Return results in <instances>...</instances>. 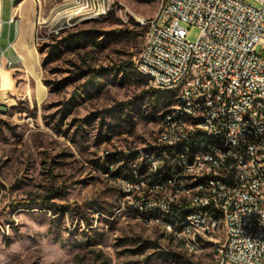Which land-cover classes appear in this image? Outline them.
<instances>
[{"label": "rangeland", "instance_id": "1", "mask_svg": "<svg viewBox=\"0 0 264 264\" xmlns=\"http://www.w3.org/2000/svg\"><path fill=\"white\" fill-rule=\"evenodd\" d=\"M35 2L36 35L29 46L36 51L28 60L38 58L40 65L9 60L17 85L12 100V74L0 66V89L8 100L0 101V264H211L217 254L213 241L190 252L156 223L119 213L123 187L115 176H105L108 154L119 157L110 165L115 173L124 154L140 152L159 135L161 113L156 121L145 118L149 81L136 72L110 74L98 79L96 91L74 95L83 71L134 62L148 32L140 20L158 17L164 0ZM10 10L11 1L4 0L2 48L14 38L11 31L8 39ZM183 25L195 41L199 29ZM71 35L79 41L61 43ZM72 98L77 105L62 119L63 105ZM131 101V108L118 106ZM113 107L117 111H107ZM51 193L52 203L45 202ZM13 245L22 256L13 254Z\"/></svg>", "mask_w": 264, "mask_h": 264}, {"label": "built area", "instance_id": "2", "mask_svg": "<svg viewBox=\"0 0 264 264\" xmlns=\"http://www.w3.org/2000/svg\"><path fill=\"white\" fill-rule=\"evenodd\" d=\"M10 1L8 23L17 25L18 2ZM0 6L2 10L3 0ZM187 21L201 22L203 39L191 41L187 38L188 30L183 25ZM140 23L148 27V32L134 62L140 63L145 71L158 74V81L149 82V85L161 90L164 84L177 85L181 96L197 99V106H191L188 112L194 116H208V123L194 124L193 131L213 130L230 136L233 151L224 154L234 153V144H241L239 172H232V164L223 163V160L214 163L213 173L223 176V184L204 187L216 189V196L194 200V204L170 205L169 202L168 208L174 217L177 209L185 205H211L221 210V194L226 182H234L237 185L235 207L221 210L229 214L230 223H225L224 240L215 241V246H221V254H216L212 264H264V105L254 103L255 95H264V0H164L158 18ZM13 43L9 42V48L14 49ZM0 50V66L9 68V60L13 59L5 57L1 45ZM213 91H221V98H213ZM178 122L182 121L177 119ZM193 131L174 137L172 142H161L156 136L150 146L162 144L164 158L172 156L173 152H164V144L176 143L178 138H185V142L193 140ZM139 150L143 152V148ZM124 155L128 159V154ZM190 156V164L199 165L201 157L207 154ZM249 160H256L257 169H262V184L247 178ZM128 165L132 171L138 167L134 161H129ZM145 168L156 169L150 160ZM222 168H230V175H222ZM111 174L110 166L105 176L112 177ZM191 188L197 186L185 183L184 190ZM149 190L148 185L147 189H140L137 180L126 184V191H120L125 194V202L120 205L119 213L127 214L128 196H135L137 202V194ZM138 208L154 210L151 202ZM178 219H184V229L186 224H193V229H199L202 237L204 232L212 231L209 214ZM187 238L191 247H195L192 234H187Z\"/></svg>", "mask_w": 264, "mask_h": 264}, {"label": "bare ground", "instance_id": "3", "mask_svg": "<svg viewBox=\"0 0 264 264\" xmlns=\"http://www.w3.org/2000/svg\"><path fill=\"white\" fill-rule=\"evenodd\" d=\"M156 18L158 17L142 18L140 21H149ZM187 23L195 25L199 29L197 39H203V25L201 22L187 21ZM27 27L25 26L22 29L16 42L20 44L21 49L26 50L29 46ZM28 52L35 54L33 49H29ZM21 59L25 60V57L21 56ZM135 66L138 73L149 82L158 81L156 72L145 71L138 62ZM156 89L161 90V88ZM163 90H175L177 101L163 116L162 123H164V127L161 128L158 135L161 142H172L174 137H180L181 134H191L194 124L208 123V116H194V113L188 112L191 111V106H197V99L181 96L177 85L164 84ZM213 98H221V91H213ZM254 103L264 105V95H255ZM176 117L182 122L177 123ZM230 151H233L230 136L224 135V133H216L213 130H197L193 131V140L185 142V138H178L176 143L164 144V152H173L172 156L164 158L162 144H153V146L149 144L143 149V152L129 153L128 161H134V164L138 167L132 171L122 165L120 167L121 173L115 176L116 180L120 182L123 191H126V184H132L134 180L140 182V189H147L148 185L150 190L147 193L139 192L137 202L135 196H128L127 215L144 219L147 222L153 219L151 223L159 225L163 232H166V235L171 236L190 252H201L208 240L213 241V243L219 241L221 234L223 236L225 234V223H230L229 214L223 213L221 210H229L235 207L237 185L234 182H226V189L221 194V210H219V207L211 205H185L184 208L177 209L176 217H174V213L168 208V203L170 202V205H178L180 202L194 204V200L212 199L216 196V189L204 187L223 184V176L213 173L216 160L231 163L232 172H239L241 168V144H234V153L224 154V152ZM204 154H207V157H201L199 165L190 164V155ZM262 154H264V145H262ZM122 160L120 159L121 163ZM149 160L155 166V170L145 168V164H148ZM222 175H230V168H222ZM171 177L173 178L171 179ZM247 178H253L255 184H262V169H257L256 160H249ZM185 183L195 184L197 188L184 190ZM171 193H173L172 196ZM124 202L125 194H122L120 205H124ZM145 202H151V207H154V210L138 208L144 207ZM117 211L120 212V206ZM193 214H209L212 218V231L204 232L202 237L199 229H193V224H186V229H184V219L178 218L191 217ZM175 229H179V231L176 232ZM187 234H192V246L195 247H191ZM216 249L217 254H221V246H216Z\"/></svg>", "mask_w": 264, "mask_h": 264}, {"label": "trees", "instance_id": "4", "mask_svg": "<svg viewBox=\"0 0 264 264\" xmlns=\"http://www.w3.org/2000/svg\"><path fill=\"white\" fill-rule=\"evenodd\" d=\"M138 1L151 3L155 0H138ZM79 39H80L79 37L71 35V36H68L67 38H64V40H62L61 43H64L65 45H70L71 43L75 44L76 42L79 41ZM132 67H134L135 70H133ZM116 73L117 74H123L126 77H132V76H134V73H135V75L136 74L140 75L138 73V71L136 70L135 63L132 60H127V61H124L120 64L113 65V66L99 67L96 69L95 68L89 69L87 71H83L82 74H79V76L81 75L83 77L84 81L82 83H80L75 88L74 95L79 97L85 93L92 91V90L96 91L97 87H98L96 85V83L98 82L99 78L105 77V76L110 75V74H116ZM145 93L148 94V97H149V101L146 103V107H148V109H149V113H147L145 115L146 120L156 121L159 119L157 117V115H159L160 113L161 114L159 117H161L163 119V116L165 115V113L177 101V97H176L177 92L175 90L164 91V90H160V89H156V88H150V90L146 91ZM135 104H136V102H132V101L131 102H121V103H119L118 106L120 108L124 109V108H131ZM76 105L77 104L75 102H73V98L69 101H66L63 105V110L65 112L62 116V119L63 118L65 119L68 115H70L72 113V111L74 110V108L76 107ZM115 109H116V107H113L107 111L110 113L111 112L114 113L115 111H117ZM0 111H2L1 106H0ZM125 119H132V117L130 115H127V116H125ZM53 128L57 132L62 133V131L60 130L59 127L54 126ZM64 133H65L64 134L65 136L68 135V132H64ZM116 156H117L116 154H108L106 156V165L104 166V169H103L105 172L110 171V165L112 162H116ZM117 162H118V160H117ZM128 163H129L128 159H125L123 167L129 169ZM120 173H121V169H119L115 173L113 172L111 175L117 176ZM54 194L55 193L45 195L42 199L45 200V202H47V203H52L51 198H52V195H54ZM52 206H54V204H52ZM55 211L58 213L59 211H61V208L55 207ZM169 237H171V236H169Z\"/></svg>", "mask_w": 264, "mask_h": 264}, {"label": "crops", "instance_id": "5", "mask_svg": "<svg viewBox=\"0 0 264 264\" xmlns=\"http://www.w3.org/2000/svg\"><path fill=\"white\" fill-rule=\"evenodd\" d=\"M15 1L18 2V6L16 7V13H17V16H19V19L17 20L18 23H17V25L15 23L9 24L8 23L9 18L7 20V25L9 27L8 28V39L11 36V31H13V33H14V38L11 40V41L14 42V49L9 48V45H7L4 48L1 47V49H3L5 51V57L6 58H11L12 59L14 57H18V60L21 61L23 63V65H25L24 59H21V56H24L25 59H26V62L29 63L30 67L33 65L35 68H37L38 64L40 65V61H38V58H37V60H33V64H30L31 61L28 60V58L30 56L28 50L29 49H32V48L30 46H28V49L27 50L24 49V48L21 49L20 44L16 43L17 40H18L19 35L21 34L22 29L25 26L27 27V23H29L28 24V27H27V30H26L27 31V37H28V44L33 43V40L35 39V35H36V22H35V18H34L35 17L34 16V13L36 12V8H35L36 7V2H35V0L34 1L33 0H15ZM20 6H23V9ZM33 8H35L34 9L35 12L33 11ZM2 10H3V6H2ZM2 10H1V13H0V26H1V15H2V20H3V11ZM24 15L25 16L27 15L29 18L26 19L24 17ZM3 24H4V22H3ZM1 37H2V32H0V40H1ZM34 47H35V45H34ZM35 51H36V49H35ZM0 60H1V50H0ZM3 62H5V59L3 60ZM21 62H20V66H22L23 69L25 70V72L28 75H30L29 72L27 71V69L22 65ZM4 68H7V67L4 66ZM10 68H7V69L12 74V78H13V81H14V86H12V85H9L8 86V88H10L11 90H9V92H7V96L9 98V100H12L13 99L12 96L15 95L14 91H15L17 85H16V81H15L16 77H14V73H13L14 69H13V67H10ZM18 69L21 70V68H18ZM33 82L35 83L36 96H37V86H36V82H35V80H33ZM0 86L2 88L1 80H0ZM0 101L1 102H7L8 101V100H6L2 96L1 89H0Z\"/></svg>", "mask_w": 264, "mask_h": 264}, {"label": "clouds", "instance_id": "6", "mask_svg": "<svg viewBox=\"0 0 264 264\" xmlns=\"http://www.w3.org/2000/svg\"><path fill=\"white\" fill-rule=\"evenodd\" d=\"M14 255L22 256L23 252L22 250L17 249L15 245H13V248L11 249ZM0 257H2V254H0ZM13 264H16V262H13Z\"/></svg>", "mask_w": 264, "mask_h": 264}]
</instances>
